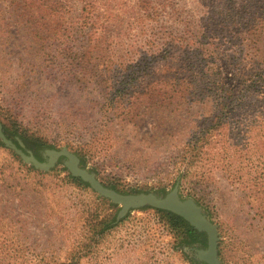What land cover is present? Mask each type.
Instances as JSON below:
<instances>
[{
	"label": "rangeland",
	"instance_id": "obj_1",
	"mask_svg": "<svg viewBox=\"0 0 264 264\" xmlns=\"http://www.w3.org/2000/svg\"><path fill=\"white\" fill-rule=\"evenodd\" d=\"M8 116L45 144L15 136L38 159L67 147L121 193L179 183L222 264H264V0H0ZM13 152L0 145V264L196 260L151 208L99 234L119 206L62 159L41 176Z\"/></svg>",
	"mask_w": 264,
	"mask_h": 264
},
{
	"label": "water",
	"instance_id": "obj_2",
	"mask_svg": "<svg viewBox=\"0 0 264 264\" xmlns=\"http://www.w3.org/2000/svg\"><path fill=\"white\" fill-rule=\"evenodd\" d=\"M0 141L6 148L14 151L25 164L43 172L53 169L58 161L62 159L64 167L73 177L80 178L100 197L106 198L114 205L119 206L116 222L125 218L130 211L145 207L169 211L182 217L190 226L198 232L205 233L207 237V246L196 249L194 258L200 263L222 264L218 255L219 230L217 225L208 218L204 209L195 199L181 196L179 183L165 195H158L152 192L125 194L105 186L94 172L81 166L79 157L67 147H63L60 150L46 149L44 151V160H40L32 151L26 149L19 138H16L17 143L12 138H9L3 130L1 121Z\"/></svg>",
	"mask_w": 264,
	"mask_h": 264
},
{
	"label": "trees",
	"instance_id": "obj_3",
	"mask_svg": "<svg viewBox=\"0 0 264 264\" xmlns=\"http://www.w3.org/2000/svg\"><path fill=\"white\" fill-rule=\"evenodd\" d=\"M0 121L3 124V130L5 134L12 138L15 143H17L15 136H18L27 147H30L31 145H35L38 147H45V144L42 142V140L37 139L33 137V135H30L28 131L25 129H20L14 121L11 119L10 116L6 118L0 117ZM0 145L3 146L2 142L0 141ZM15 158L20 162V167H24L27 172H34L37 175L43 176L45 172L35 169L33 166L26 165L22 162L21 158L17 156L13 152ZM68 178L72 181V183L82 186V187H90L87 183L82 181L80 178L73 177L71 174H68ZM109 188H113L116 190L114 186H108ZM101 201L108 204L109 208H114L116 205H114L110 200L106 198H99ZM145 208H151L155 211V215L157 216L156 219H158V223L161 221L163 222L164 227L169 229L171 232L174 233L175 237L178 239L180 245H188L192 246L194 244H199L201 248H205L207 246V237L206 234L203 232H198L195 228L190 226L182 217L173 214L172 212L155 209L152 207H145ZM142 208V209H145ZM141 209V210H142ZM123 219H121L119 222H121ZM165 221V222H164ZM116 216H114L111 220L101 219L98 221L93 227L94 229H97L98 227H101L99 230V234H104L106 231L113 228L116 224ZM161 222V223H162ZM190 264H205L200 263L193 258H189ZM62 264V263H61ZM63 264H75L73 262L70 263H63Z\"/></svg>",
	"mask_w": 264,
	"mask_h": 264
}]
</instances>
